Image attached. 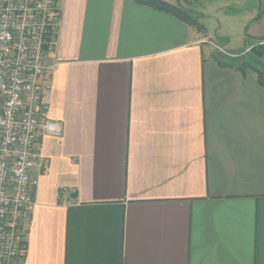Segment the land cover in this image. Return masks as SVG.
I'll list each match as a JSON object with an SVG mask.
<instances>
[{"label":"crops","instance_id":"obj_1","mask_svg":"<svg viewBox=\"0 0 264 264\" xmlns=\"http://www.w3.org/2000/svg\"><path fill=\"white\" fill-rule=\"evenodd\" d=\"M253 1L240 50L139 0L57 2L21 264H264V84L218 55L264 43Z\"/></svg>","mask_w":264,"mask_h":264},{"label":"built area","instance_id":"obj_2","mask_svg":"<svg viewBox=\"0 0 264 264\" xmlns=\"http://www.w3.org/2000/svg\"><path fill=\"white\" fill-rule=\"evenodd\" d=\"M59 0H0V264H21L32 216V174L41 133L61 135L50 117L46 45Z\"/></svg>","mask_w":264,"mask_h":264},{"label":"rangeland","instance_id":"obj_3","mask_svg":"<svg viewBox=\"0 0 264 264\" xmlns=\"http://www.w3.org/2000/svg\"><path fill=\"white\" fill-rule=\"evenodd\" d=\"M196 2H198L196 8L199 13L190 11L191 17L197 19L204 26V33H207L223 48L228 46L224 35L229 34L235 50H240L236 48L244 46L243 43L239 45L238 40L242 33V22H244L246 14L251 12L255 2L253 0H196ZM200 2L205 5L203 6ZM232 52L230 51L228 54H232Z\"/></svg>","mask_w":264,"mask_h":264},{"label":"trees","instance_id":"obj_4","mask_svg":"<svg viewBox=\"0 0 264 264\" xmlns=\"http://www.w3.org/2000/svg\"><path fill=\"white\" fill-rule=\"evenodd\" d=\"M139 1L142 3H146V4L155 5L161 9H164L179 17H182L183 19L187 21L197 23L200 28H204V26L201 25L197 21V19L191 17V13L188 10L184 9L183 7L179 5L172 4L165 0H139ZM246 32H247V29H246ZM48 47L49 45H46V49ZM218 55L225 56L226 59L230 60V61L225 60V62H222V64L235 66L242 72H245L247 69H250V68L257 70L258 78L264 84V66L257 61V60H260L264 62V43L253 45L248 52L233 51L232 55L228 53H225V54L220 53Z\"/></svg>","mask_w":264,"mask_h":264},{"label":"water","instance_id":"obj_5","mask_svg":"<svg viewBox=\"0 0 264 264\" xmlns=\"http://www.w3.org/2000/svg\"><path fill=\"white\" fill-rule=\"evenodd\" d=\"M260 64H262L264 66V62L260 61V60H257Z\"/></svg>","mask_w":264,"mask_h":264}]
</instances>
